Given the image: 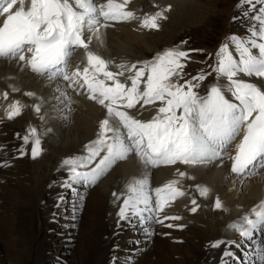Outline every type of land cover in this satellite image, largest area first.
Masks as SVG:
<instances>
[{"label":"snow or ice","instance_id":"1","mask_svg":"<svg viewBox=\"0 0 264 264\" xmlns=\"http://www.w3.org/2000/svg\"><path fill=\"white\" fill-rule=\"evenodd\" d=\"M130 3L131 0H103L102 3L97 0H0V16L4 17L0 23V59L15 60L22 70L49 81L66 82L64 89L59 86L56 89L60 93L56 99L63 98L66 106L71 104L67 93L70 88L77 94L86 91L90 100L106 109L96 138L84 146V154L66 157L61 162V168L67 171L61 186L94 185L118 161L135 155L144 173L131 177L125 191L113 192L117 200L123 199L117 216L120 220L136 219L140 224H162L160 213L170 201L185 195L178 185L182 179L192 177L177 170L176 179L151 189L152 168L177 163L208 165L216 161L222 166L230 162L231 173L246 179L264 167V89L250 79L264 80V0H238V9L249 5L242 12L244 17H249L257 5L260 7L250 17L252 23L247 34L229 35L216 51L215 63L211 66L215 80L204 95L196 91L200 87L196 81L206 78L203 72L182 84L174 82L182 78L186 66L183 61L192 50L165 49L150 61L116 64L117 71L110 70L112 61L91 50L93 39L102 43V30L111 27L113 22L138 21L142 29H158L159 21L167 18L165 12L171 8L169 5L141 17L129 9ZM77 49L83 50L86 63L82 70L78 65L69 72L68 66ZM12 91L19 89L12 87ZM2 95L7 100L8 92ZM24 95L35 96V93ZM157 101L160 106L149 120L130 114L129 110L137 105L144 108ZM26 107L19 100H13L5 108V116L12 120ZM31 107L38 115L41 113L40 103ZM22 140L17 149L20 155L25 154V145L30 141L32 158L42 153L36 128L29 127ZM197 188L201 196L208 195L206 186L197 185ZM192 204L195 206L190 210L196 212V201L192 200ZM214 207H223L218 197ZM228 228L242 241L252 242L253 259L245 264H264V238L257 239L258 235L264 237V200ZM145 232L151 234L148 228ZM233 244L240 247L234 240L212 241L211 247ZM226 257H235L227 247L221 264H228Z\"/></svg>","mask_w":264,"mask_h":264},{"label":"bare ground","instance_id":"2","mask_svg":"<svg viewBox=\"0 0 264 264\" xmlns=\"http://www.w3.org/2000/svg\"><path fill=\"white\" fill-rule=\"evenodd\" d=\"M186 1L188 0H139L138 6L139 4L143 5L144 7L147 8V10H150L151 14H153L156 11H159V9H155V8L160 6L161 4L165 6L169 4L171 6L173 4H177L180 2H186ZM102 2L103 0H100V3ZM137 2L138 0H131V3L134 6H136L135 4ZM187 7L192 8L191 5ZM138 9L139 8L137 7L136 8L137 15L140 14L139 12L140 9L139 10ZM179 11H181V9ZM250 17H251L250 15L249 17L239 16V19L237 20L239 22L249 21L251 24L252 20L250 19ZM182 18L184 19V17ZM247 29L244 31V33H247ZM102 32H103V42L100 43L99 41L93 39L91 44L95 46V48L100 52V54L105 55L107 60L112 61L113 62L112 66L114 67L116 64H119L121 62H125L128 65H131L133 62H137V60L144 61L145 59H147L146 57L147 54L148 55L153 54L155 56V52H154L155 49H149V48L145 52L143 50L141 51L137 50L140 53V55L136 54L134 47L139 48L140 46H142L141 44L145 36L143 35L144 30L141 31L139 29L138 21L119 22V23L114 22L112 23L111 28L103 29ZM151 34H155V31L151 32ZM156 35H157V32H156ZM158 46H161V45L156 44V47ZM80 52L81 50L75 51L72 57L71 63L68 66V70L70 69V72L74 71L77 65H80V68H82V65L84 64L83 60L76 58V56H78ZM241 78H243V76ZM244 79H249V78L244 77ZM250 79H251V82L256 83L262 89H264V80L258 79L255 77H252ZM47 80H46V77L38 76L27 69L22 70L21 67L18 65L17 61L15 60L0 59V140L1 139L3 140V138H7L8 141H11V142L14 141L13 144H15L17 148H20V146L23 144V142L21 141L23 140L20 139L22 138L21 135L17 137V134H20L18 124L19 122H21L23 118H19V117H21L22 115L28 114L29 115L28 117L33 119L35 116L40 117L41 115H43L47 123L45 126L44 124L42 126L44 128L51 129V131H49L50 132L49 135H51V139L48 145L50 146V144L51 145L53 144L54 146V144H56L59 141L60 136L63 134V130L60 129L58 131L57 130L58 128L55 129L54 126H51L50 124L51 120L48 121V118L53 117L56 120V117H57L61 119L62 123L61 124L59 123L60 125L58 126L60 127L63 123L66 122V121H63L66 118V116L63 117V114L68 113V117H69L68 120L70 121L71 119V125H72L73 132L74 133L77 132L78 137L80 139L77 141L75 140L76 141L75 142L73 139L70 138L72 140V144L69 145L68 147L66 146L67 142H69L68 140H66L63 143L61 142L59 145L60 147L57 146V151H58L57 154H60L62 157L63 154L74 151L84 142H86L87 140L91 141L90 138L95 137V132L96 131L98 132V129H99V121L105 118L106 109H104L101 105H99L95 101L90 100L88 98L87 93L77 94V92L72 89H67L68 96L71 97L70 106L68 107L66 105L65 106L61 105L59 101H61L63 98L59 100L56 99V97L60 96V93L57 92L56 89L58 86L61 89H64L65 83L63 82L64 83L63 84L61 81H57V80H53V82L47 81ZM221 82L223 83L224 81H221ZM108 83H111V82L109 81ZM12 87L19 89V91H15V92L12 91ZM4 92H8L7 100H5L2 95ZM25 92L35 93V96H26L24 95ZM17 99L22 104L28 105V107L24 108V110H28L27 114L22 112L20 116L16 117L17 119L15 121H11V120L7 121L6 117L3 114L5 113V108L13 100H17ZM37 103L41 104V113L39 115L35 114L36 112L31 107V105L37 104ZM154 105H146L144 106V108H140V106L137 105L135 109L129 110V111L131 115L136 116L138 119L145 120L150 110L155 109ZM38 121H41V119ZM54 125L57 126V124L55 123ZM42 126H37L38 133L43 132L42 129L44 128ZM69 130H67V134ZM2 133H6V134H2ZM39 137H41L40 134H39ZM44 139L45 137L41 141V144L48 143ZM17 140H21V141H17ZM10 146H13V145L11 144ZM58 148H61V149H58ZM30 150H31V147H28V145H25V154L20 155V157H18L19 154L18 155L15 154L14 150L11 149L9 151V154H10L9 160H13L14 162L10 175L12 174L16 175L14 182H17V185H16L17 189L22 193L24 192L25 195L28 196L27 199L22 198L20 195H18V197L15 198L16 203H18L19 201H23L19 203L20 205L30 204L33 200L32 198L34 196L33 193L34 192L37 193V189L32 188V186L35 183V182L33 183L35 178L33 181L31 179L32 169L35 170L34 171L35 173L36 167H33L34 162L32 161L30 162L29 160H27L28 158L27 154L28 152L30 153ZM42 154H45V153L42 152L40 155ZM11 155H13V157ZM43 156H41V159L43 158ZM41 159L39 158L37 159V161ZM29 164L32 166H29ZM60 169L61 167L59 168L57 167V170L55 172L60 171ZM188 170H191L190 175L192 176V178L191 179L188 178V180L183 183V186L187 190H188V186L190 185L191 192H196L195 187L193 186V184L195 185L196 183H203L202 185L206 186L208 189H210L211 187L212 190L219 192L222 195L226 205L229 207L231 212L234 214L237 213L238 208H239V212H241L240 208L250 211L253 208L254 203L257 202L258 204L261 200H264V196H263L264 178L261 176L252 177V178H249L248 180L240 178V177H235L236 175L228 172L225 166L223 165L220 166L218 161H216L213 164H208V165L189 166ZM113 171L110 173L111 175H113V180L106 186V188L105 186L100 187L101 185H103V183L101 182V185L96 184L94 188L90 189L89 192L91 191V194H88V196H86L82 218L80 217L78 219L79 226L81 225L80 229L77 228L78 236H79L78 238H80V241H79L80 247H78V249L76 250L77 252L74 254L76 258L78 256L80 257V261L78 259L80 264H82L84 261L88 259L90 260L94 259V264H108V263L118 264L119 261L124 260L120 258L122 257V255L124 256L126 255L127 257L133 256L134 258H139V260L137 262L135 261V263L133 264H174L170 262V260L176 261V259L172 258L174 254L176 256H179V258L181 259L183 257L182 256L183 254L177 251L176 249L180 246V244L183 246H187L188 251H191L190 259L187 264H192L193 262H196L194 264H211L208 262V259L211 258L212 256H216L218 252L216 253L215 251L211 250L209 251V254H206V252L202 250V244H203L202 236L210 235V234L213 235L214 232L210 231L209 233L208 227H212L214 224L213 223L210 224L209 221L202 220L204 219L203 216H199L198 213L196 214L195 212L194 213H189V212L182 213L181 219L177 220L178 223L183 222V220H187V219L189 221L193 220L194 224H189L187 228L184 227L183 230L181 231L172 230L170 228L168 230V232L170 233V236L168 237L166 236L162 237L161 235H159V236H153V237L148 238L149 248L146 251L144 252L139 251L137 249L139 247L134 245L132 241H128V246H127V240L123 239L124 234H126L124 233L126 230L123 232L122 227L120 226L114 227L115 222L122 226L124 225L123 221H126V220H120L118 218L117 216L118 210L113 220H112L113 217L111 218V220L108 219L107 217V215H109V213H111L110 211L113 209L114 197L111 195H112L113 190L117 194H120L121 192L125 191V187H122V188L119 187L122 180H125L128 182V180L131 177L142 176L144 173V169L142 168V165L138 162L137 158L132 155L126 160H122L121 162H119L117 170H115V172ZM110 174L105 177L104 181H106V179L110 176ZM175 174L176 173L173 172V168H171V166H163V167H158L157 169H154V170H150V179L152 178V176H154L155 177L154 181L157 185L161 181H164L165 178H168L171 175H172L171 178H168V179L169 180L175 179L176 177ZM228 176L230 178H228ZM65 177H67L66 169L61 171L59 177L57 175V178H59V180H64ZM234 182L237 183V185H245L247 189V193H244L242 200H241L242 197L236 198L234 194H229L230 191L228 193L227 187L231 185L234 186L233 185ZM225 183H228L227 187H224ZM22 184L25 186H23ZM51 190H54V189L51 188L49 190L50 193H51ZM234 191L235 189L232 190V192ZM64 193H67V190L61 187V189L59 190V194L56 197V201L54 199L47 203L49 204L48 206L49 213L46 215L47 217L45 219L46 221L45 223L47 224L48 229H53V232L58 230L59 225H60L59 223H58L59 225H56L55 224L56 221L52 222L53 219L55 220L57 198L60 196L63 197ZM205 198H207V196L198 197V199H201V200H204ZM91 206L92 208L93 207L94 208L92 209ZM201 206H200V209H201ZM234 206H236L237 208H235ZM177 207L179 208L180 206L177 205V203L174 204V208H177ZM90 208L92 209L91 211L93 213L88 211V209ZM15 209L18 213L19 218H23L26 216L25 214L27 213L23 212V210H19L16 206H15ZM167 210H173V209H171L169 205V208ZM220 215L222 216L221 213ZM86 216H90L91 221H95L94 217H96L97 224L94 225V224H91V222L90 223L86 222L87 220V219L85 220ZM231 216L232 214L229 215V218ZM212 219L213 218L211 217L210 221H212ZM202 223L204 227L202 226ZM109 226L111 228V229L109 228L110 230H108ZM53 232L48 233L46 236V239L47 238L52 239ZM70 232L71 230H69V233ZM133 232H138V229L136 228L135 230H133ZM106 233H108V237L104 238V235ZM189 233H190V236L188 237ZM175 237H178L177 238L178 240L181 239V242L174 241ZM206 238H208V236ZM225 241H228V240H225ZM150 242H153L152 246ZM49 244L50 242L48 244H46L45 242H43V244L39 242L37 249H40L39 260L41 261H36V263L42 264V261H43L45 264L48 261L50 255L46 254V252L49 251V248H50ZM221 246L224 249L226 247L227 248L232 247V245H225V247L224 245H221ZM128 247H129V250L127 249ZM94 248H95V253L93 254ZM216 251H217V248H216ZM104 254L106 256H104ZM221 254L222 252H219L218 256L214 258L218 259L220 257L221 259L222 257ZM115 255L118 257H115ZM152 255H154L155 257H152ZM25 259H26V256H25ZM150 259L151 261H149ZM200 259H202V262ZM225 259H228V258L226 257ZM180 261H183V259Z\"/></svg>","mask_w":264,"mask_h":264},{"label":"rangeland","instance_id":"3","mask_svg":"<svg viewBox=\"0 0 264 264\" xmlns=\"http://www.w3.org/2000/svg\"><path fill=\"white\" fill-rule=\"evenodd\" d=\"M137 3H139V0ZM137 3L135 4L136 6H137ZM237 3H238V0H188L186 2H180L177 4H173L172 9L170 8V10H168L169 12L165 14L167 18L159 21L160 27L159 29H155V34H151V32H154L151 30H149L151 32L147 31L146 33L143 34L145 36L141 44L142 46H140L139 48L134 47L136 54L140 55L138 51L143 50L145 52L148 48L156 49L157 48L156 44L157 45L160 44L161 46H163V48L161 49V51H159V53L164 51L168 47H176V48L181 47L180 50H184V51L192 50V51H189V58L183 61L186 66L183 69L182 79H185L187 77L191 79L192 77L197 76L199 73L203 72L206 74L205 80L196 81V83L203 84L206 81H209V82L214 81L215 73L212 72L211 66L214 65L215 63L216 51L218 50L220 45L225 42L226 37L232 34H235L238 36H244L247 34V33H244V31L251 25L249 21L239 22L236 19L237 21L236 22L233 19V17H239V16L242 17L243 16L242 12L246 11L249 7V5H244L242 8L238 9ZM190 5L192 6V8L187 7ZM259 7L260 5H257L256 10H254L251 14L249 13V15L250 16L255 15V11H258ZM180 9L181 11H179ZM142 10L145 11L147 10V8L142 7ZM139 15L142 16V14H138V16ZM181 16L184 17V19ZM139 29L141 31L145 30L140 27ZM229 30L231 31V33L229 32ZM156 32H157V35H156ZM161 46H158V47H161ZM209 73L211 74L208 75ZM59 103L64 106L66 105V103L63 102V99L59 101ZM65 116L66 118L63 121H66V122L63 123L60 127L58 126L62 123L61 119L57 117H56V120L53 117L48 118V121L51 120V123H50L51 126H54L55 129L58 128L57 129L58 131L62 129L63 134L60 136L59 141L56 144H54V146L53 144L52 145L50 144V146L48 145V151L46 153L43 151L45 154L41 155V156L44 155L42 159L40 156L33 160H30V162L31 161L34 162L33 167H36L35 173H34L35 170L31 168L32 169V178H31L32 181L35 178V180L33 181V183L34 182L35 183L32 186V188L37 189V193L36 192L33 193L34 195L32 197L33 200L30 204L20 205L19 203L23 201H19L18 203L15 202V198H17L18 195H20L22 198H25V199H27L28 196H26L24 192L22 193L17 189V186H16L17 182H14L16 175H13V174L10 175V172L12 171L13 166L5 170H0V176L3 178L4 181L7 182V183L3 182L4 184L0 183V190H1L0 191V233L2 232L0 234V264H38L36 263V261H41L39 260L40 249H37L39 242H41L42 244L43 242H45L46 244L50 242L49 244L50 257L45 264H80L79 263L80 257L78 256L76 258L74 254L77 252L76 250L78 249V247H80V244H79L80 238H78L79 236H78L77 228L80 229L81 225L79 226L78 219L80 217L82 218L83 211H84V203L86 201V198L83 201L82 211H80L79 208L78 209L74 208V212L76 213L75 215L66 213L62 216H59L60 215L59 210L61 208H64L67 202L65 203L64 201L65 199L59 200V201L57 200L55 215L58 214L57 216L58 220H56L55 224L56 225L60 224L58 230L53 232V229H52L51 231L50 229H48L47 224L45 223L46 222L45 219L47 217L46 215L49 213L48 211L49 204L47 203L50 200H52L51 195H54V192L57 189L53 190L51 193L49 192V190L51 189V187H53L54 185L58 183L59 179H57V175L59 177L61 171L64 170L63 168H61L60 171H58L59 174L58 172H55L57 170V167L60 166L58 159L61 158V155L57 154L58 152L57 146H59L61 142L63 143L66 140H68L69 142H67L66 144V146L68 147L69 145L72 144L71 139H73L74 141L75 140L77 141L80 139L78 137V133L73 132L72 125H71V119L70 121L68 120L69 118L68 113H64L63 117ZM36 117L38 118V116H35L32 119V121H34ZM6 120L9 121V119L7 118ZM39 120H40V117H39ZM23 121H25L24 118L21 120V122H19V124L20 123L22 124ZM54 123L57 124V126H55ZM42 125H43V122L40 121L39 126H42ZM66 129L69 130L68 134L70 135L67 134ZM2 134H6V133H2ZM39 134L41 136L39 138L42 141L43 138L45 137V134L44 132L42 133L40 132L38 133V135ZM17 137L19 136L17 135ZM46 137H47V140H46ZM46 137L44 140L46 142L49 141L47 143L49 144L51 135L46 136ZM20 139L22 140V138ZM21 140H17V141H21ZM0 141H1L0 145L3 144V142L5 143V148H2L3 150L0 149V155H1L0 158L9 159V156H10L9 151L11 149L15 151V154L17 155L19 154L18 157H20V153L19 151H17V149L19 148H17L15 144H13L14 141L13 142L8 141L7 138H3V140L1 139ZM11 144L13 146H10ZM44 148L45 147H43L42 149ZM58 149H61V148H58ZM78 150H77V153H75V156L82 155L81 150L80 149ZM74 151H71V153ZM68 155H69V152L66 154H63L62 156L67 157ZM11 156L13 157V155ZM131 156L132 155H130L129 157ZM39 158L41 159L39 160L40 162L37 161V159ZM61 161L63 160L61 159ZM119 162L121 161H118L105 175L108 176L113 170H114L113 172H115V170H117L118 168ZM29 166H32V165L29 164ZM106 176H103L102 179L98 180L96 184L101 185V182H102L103 185H101L100 187L105 186L106 188V186L113 180V175L110 174V176L106 179V181H104ZM228 178L230 177L228 176ZM95 185L90 187V189L94 188ZM227 185L228 183H225L224 187H227ZM233 185L234 186L231 185L227 187L228 193L230 191L229 194H234L236 198L242 197L241 198L242 200L244 193H247V189L245 185H237V183L235 182L233 183ZM74 187H77V186H74L73 184L70 189L75 190ZM90 189H86V191H84V194L82 193L83 191H81L80 194L83 197H86L88 196V194H91V191L89 192ZM234 189L235 191L232 192V190ZM73 192L74 191H71V194L68 195V197L71 196L70 199L72 200L71 202L72 204L80 200L79 194L73 193ZM66 194L67 193H64V196H66ZM55 201H56V198H55ZM15 206L19 210H23V212L27 213L25 214L26 216L23 218H19L18 213L15 209ZM234 207L237 208L236 206ZM91 208L88 209V211L93 213L91 210L94 207L92 209ZM174 209L176 210V208ZM110 212L111 213H109L107 217L108 219L111 220V218L114 217V213H112V210ZM238 212H239V208H238L237 213ZM62 213H65V212H62ZM77 213L79 214L77 215ZM94 219L95 221H91L90 216L85 217L86 222L88 223L91 222V224L96 225L97 219L96 217H94ZM54 221L55 220L53 219L52 222ZM123 222L125 225L126 223H128V220L123 221ZM202 226L204 227L203 223H202ZM222 227L223 226H221L220 228L222 229ZM109 228L110 226L108 227V230L111 229ZM69 230H71L70 233H69ZM131 230H135V228L134 227L129 228V226H126V232L131 233L128 236L132 237V243L136 245L137 247H139L137 248L139 251L141 252L146 251L149 248L148 247L149 246L148 236L144 235L141 231L133 232ZM50 232H53L52 239L54 240H52L51 238L46 239L47 234ZM189 236H190V233L188 237ZM207 236L209 235H203L202 238L205 239ZM107 237H108V233L104 235V238H107ZM210 237L212 238L213 236L210 235ZM179 242H181V239L179 240ZM150 243L152 246L153 242H150ZM176 249L177 251L183 254L182 255L183 261H180L182 259L179 258V256H176L174 254L172 258L176 259V261L170 260V262L174 264H187L190 259L191 251H188L187 246H183L181 244ZM94 253H95V248L93 250V254ZM25 256H26V259H25ZM104 256L106 255L104 254ZM115 257H118V256L115 255ZM152 257H155V256L152 255ZM202 259H200L201 262H202ZM138 260L139 258H134V263L135 261L137 262ZM149 261H151V259ZM194 263L196 262H193L192 264ZM42 264H44L43 261H42ZM82 264H94V259H91V260L88 259L84 261Z\"/></svg>","mask_w":264,"mask_h":264}]
</instances>
